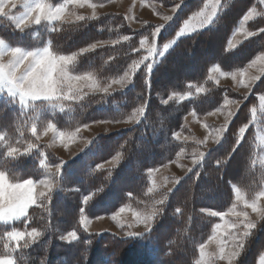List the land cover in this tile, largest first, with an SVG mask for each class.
I'll use <instances>...</instances> for the list:
<instances>
[{
  "label": "trees",
  "instance_id": "16d2710c",
  "mask_svg": "<svg viewBox=\"0 0 264 264\" xmlns=\"http://www.w3.org/2000/svg\"><path fill=\"white\" fill-rule=\"evenodd\" d=\"M206 1L186 0L163 27L161 35L169 37L164 40L175 37L184 21ZM254 6L259 14L248 27L257 34L228 49L239 21ZM261 29H264V12L259 0H221L219 13L209 26L179 37L150 75L142 69L122 90L107 95L89 94L74 105L39 101L22 106L0 94V171L10 180H39L49 167L61 164L51 191L29 209L27 218L14 223L21 230L35 227L41 235L34 242L25 240L14 247L2 242L11 227L0 224L3 244L0 254L12 251L15 264H197L199 246L212 234L219 220L207 214V209L219 212L228 209L234 200V185L248 198H254L264 187V166L260 164L257 128L252 121V108L259 105V96H264V74L223 140L168 192V200L150 231L139 237H121L112 231L88 232L80 225L81 209L87 217L95 218L114 213L134 201H144L150 185L148 171L169 162L181 149V142L173 134L181 128L186 113L193 110L206 114L230 95L228 87L219 86L209 77L210 67L217 64L228 71L246 67L258 53L264 52ZM143 32L132 30L118 13H110L83 22L57 23L45 37L51 49L59 54L77 52L93 43H108L83 54L80 65L97 72L106 82L128 67ZM0 36L12 45L31 48L38 44L32 32L14 29L12 24L0 30ZM125 36L127 40L123 39ZM169 76L175 77L174 81L167 82ZM194 85L204 86L205 91L192 92L189 87ZM172 92L192 94L181 102L164 104L161 98ZM137 107L145 109L138 123L110 134H97L70 160H63L45 143L35 140L48 123L70 130L96 121L120 120ZM245 124L248 127L241 138L239 129ZM34 126L36 134L32 131ZM237 139L241 140L238 147ZM24 142L35 146L15 156L8 155L10 147ZM114 157H118V164L103 168L104 162ZM251 177H256V181L250 183ZM249 188L254 189L250 192ZM84 197H89L87 202ZM72 230L78 233L75 240L61 239ZM260 230L238 264H257L264 251V228Z\"/></svg>",
  "mask_w": 264,
  "mask_h": 264
},
{
  "label": "rangeland",
  "instance_id": "374dc122",
  "mask_svg": "<svg viewBox=\"0 0 264 264\" xmlns=\"http://www.w3.org/2000/svg\"><path fill=\"white\" fill-rule=\"evenodd\" d=\"M168 1L169 2L166 1L163 2L161 0H86L83 6L68 4L66 7L64 19L53 20V21L42 20L39 24H30L22 29L25 31L29 30L30 32H32L33 37L38 40V44L31 48L23 45H12L11 41H8L4 37L0 36V41H3V44L6 48L18 47L23 49L24 51H36L44 47L51 48L50 41L45 37V34L46 32H49V30L54 29L57 23L63 21L83 22L86 21L87 19L96 18L100 15L118 13L119 15L122 16L123 21H126V23L130 26L132 30L140 31V32L144 31L142 34L143 36L139 38L137 42V46L135 45L134 51H132L134 57L132 61L129 63L128 67L122 71L123 73L119 74V76L115 78H111L108 81L103 82V79L97 72L90 70V68L88 67L85 68L80 67L81 58L83 54L78 55L76 61L73 64L69 65V71L73 75H83L86 72H91L95 76L97 82L102 87L111 85V88L108 93L94 91L89 89L87 86H82L79 94L80 98L76 100H65L63 97L56 100H48L41 98L37 100H30L27 103H21L19 96L10 93L7 87H0V94H5L6 96L12 98L22 106H28L32 103L39 101L74 105L79 103V100L81 101L82 98L86 97L89 94L107 95L117 90H122L126 88L128 84L132 83V81L135 79L137 74L142 69H145V71L150 75L153 72L155 66L159 64L163 59V57L172 49L173 45L176 43L179 37L209 26L212 23V21L216 18L217 14L219 13L220 4H221V0H219L216 15L212 18V20L209 23L205 24L203 27H199L197 25V20L199 19V17L193 18L194 14L200 12L201 9H204L206 13L210 12L212 6L215 4V0H207L206 3L201 8L197 9L186 19V20H190V23L195 28L194 31H186L185 34H178L180 28L184 27V23H183L182 26L177 30L175 37L171 36L169 40L165 41L164 39L169 37L166 36L164 37L163 35H161L163 27L171 22L175 14L178 11H180L181 8L180 6L184 5V3L186 2V0H168ZM259 3L262 6L264 12V0H259ZM61 4H65V2ZM93 4L96 5L95 8L91 7V5ZM53 5H58V4H53ZM23 10L24 9L22 4L18 3V7L17 9L13 10V13L18 14ZM250 12L252 13L251 18L249 20H244V17L248 15ZM258 14H259V9L256 6L251 7L246 12V14L239 21L237 27L235 28L234 34L232 35V37L228 42L227 45L228 49L237 47L239 43L242 42L243 40L257 34L256 31H251L249 29L248 23L253 19H255ZM77 16H83L85 17V19L77 20L76 19ZM10 24L13 25L14 29H17L13 21L4 17H0V30H5L7 27L10 26ZM157 28H159V33L153 36V33L156 32ZM249 32H253L254 34L248 37L247 34ZM145 37H147V41L145 43V46L142 48L140 45V41L145 39ZM26 42L28 44L29 38L26 39ZM153 44L157 50L154 53V55L149 56L148 48ZM165 44H169L170 46L167 49H164ZM107 45L108 43L106 42L105 43L99 42V46H107ZM230 45H234V47H230ZM78 52L79 51L73 53H78ZM71 54L72 53L59 54V55H71ZM262 54H264V52L258 53L256 57H254L250 61V63L242 69L240 68V69L228 71L223 69L221 66L217 64L212 65L210 67L209 77L212 78V80H214L216 84H218L219 86L228 87L230 89V95L224 97L222 103H220V105L217 108L209 111L206 114L200 115L194 112L193 110L186 113L184 119L182 120L181 128L178 131L174 132L173 134L175 140L181 142V149L172 160L158 167L151 168L150 169L152 170L151 172L148 171L149 182H150L149 188H153V191L152 192L147 191V198L144 201H134L132 204H126L120 207L114 213L102 215L95 218L87 217V215L83 213V215L87 217L89 223L87 224L86 228L84 225L82 224L80 225H82L83 228L86 229L88 232L112 231L121 237H125L126 233L128 232H136V233H141L140 235H135V237H139L147 231L145 228V223L142 220H138L133 213L138 212L143 216L152 212L153 209H156L157 214L154 216L152 220L151 223V228H152V226L155 223V217L158 215L159 211L161 210L162 205L168 200L169 189H171L172 191L177 186L180 179L183 176H185L191 169H193L198 163H199L198 165H200L201 161L205 158V156L209 153V151L213 147L217 146L225 137L231 122L236 117L238 111L242 108L246 98L253 91L254 86L257 84V82L262 78L264 74V60L257 59V57H260ZM145 57L148 58L145 59ZM13 59L14 58L11 57V55L8 54L7 52H5V54L2 57V60L5 63H8ZM134 62L139 63V67L136 68L135 71H133L130 67L131 65H133ZM147 63L152 64L150 73L148 71V68L145 67ZM213 68H219V71H212ZM126 72L128 73V79L124 83L123 87H120L119 84L112 83L114 80H119L121 77H123ZM254 77H259V79H254V80L251 79ZM169 78H167V82L174 81L175 77L172 76L171 78L169 76ZM189 88L191 89L192 92H200L197 91L198 88L201 89V91H205L204 86L199 87L197 85H194V86H190ZM191 94H192L191 92L190 93L187 92L184 94L180 92H172L169 95L163 96L161 99L164 104H169V103L172 104L174 102L178 103L185 99H188L189 97H191ZM180 96H184L185 99L181 100L179 98ZM169 97H172V99H169ZM259 98H261V96H259ZM166 100L168 101L167 103H165ZM136 109H139V107H137ZM136 109H133L129 115H126V117L120 120L96 121L70 130L59 129L53 123H48V125L52 124L55 127L49 129L47 125V127L40 134H37L35 140H39L41 143H45L51 152L58 155L63 160L66 159L70 160L77 157L79 153L88 145L91 139L97 134H101V133L110 134L122 128H126L138 123L141 117L144 115L145 111L141 115L134 117L132 120L128 119L129 116L133 115ZM253 109L255 110L254 115H253ZM263 110H264V101L260 99L259 105L252 108V121L255 122L257 128V138L260 145L259 146L260 164L264 166V115L262 114L264 113ZM60 133H64V136L61 137ZM176 133H179V138L176 137L175 135ZM13 147L18 148L20 151H23L29 148L30 145L27 142H24V143H20V146H13ZM200 153L204 154L203 158L200 157ZM194 161H198V162H194ZM118 162H119L118 157L111 158L108 161L104 162L103 168H110L116 166ZM56 165H59L61 167V164H54L48 168L44 177H42L39 180H35L37 181V184L35 185L37 194L41 191L46 193L48 192V188L46 184L40 182L53 181L55 179L54 175L56 173ZM255 170L257 169L255 168ZM11 181L19 182L16 180H11ZM253 181H256V177L250 178L249 182L253 183ZM233 187H234V193H235V188L240 189L241 194L244 196V199L251 200L255 198V197L248 198L244 193V191L238 185H234ZM253 189L254 188H249L248 190L252 192ZM261 191H264V187ZM248 194L252 195V193H248ZM41 198L42 197L38 199L37 204L40 202ZM158 201H162V203H157ZM233 203H237L236 211L245 210L243 201L236 202L235 195H234V200L231 203L230 207H228V209L232 207ZM261 204H264V199L261 200ZM121 208H124L125 211L120 212ZM228 209L222 211L226 214L224 217L217 216L219 220L215 223V225L216 224L223 225V227L219 230V233L221 239L225 242L226 251L232 250V247L236 242H238L240 238V233L242 232V229H232L230 227V225L233 222H236L237 218L231 213H229ZM246 210L249 212V218L256 223V227L252 229L251 234L249 236L244 238V247L241 251V254L233 259V264H238L239 259L241 258L249 242L251 241L253 242V240L256 239V235L261 232L260 229L264 228V217L257 216V214L253 213L251 209H246ZM211 212H219V211L212 209H207L206 211L207 214H210ZM116 213H119V215L116 216L115 219H113V216L116 215ZM27 216L28 214L26 216L15 218L13 220L6 222L0 221V224L9 225L11 227L10 231L12 230L30 231V230L16 229L14 227L15 222L22 221L23 219L27 218ZM215 225L213 227V231L210 236H212L213 233L217 231ZM150 229L148 231H150ZM67 233L62 236H67ZM77 237H78V233H77ZM208 238L205 239L202 243L206 245L204 252H205V256L209 259V264H228V261L226 259L220 260L218 258V252H219L218 241L209 242ZM262 239L264 241V233L262 235ZM26 240L28 242H34L36 239L35 240L26 239ZM4 241H6L7 244L10 243L12 245H15L14 242H10V241L8 242L7 238H5V240H3L2 242ZM66 241H70V239ZM2 242L0 243V245L2 244ZM6 249L8 248L6 247ZM5 255H11L15 261V257L12 251H8L7 253L0 254V256H5ZM199 259H200V246H199V256L197 258V261ZM257 264H264V251L260 255Z\"/></svg>",
  "mask_w": 264,
  "mask_h": 264
},
{
  "label": "snow or ice",
  "instance_id": "6c2138e0",
  "mask_svg": "<svg viewBox=\"0 0 264 264\" xmlns=\"http://www.w3.org/2000/svg\"><path fill=\"white\" fill-rule=\"evenodd\" d=\"M86 0H65V4L53 5L49 0H0V17L7 18L15 23L17 29H23L25 26L30 24H39L42 20L53 21L62 20L65 18L66 7L68 4L83 6ZM18 3L22 4L23 11L18 14H14L13 10L17 9ZM219 0H215V4L212 6L210 12H205L201 9L200 12L194 14V17H199L197 20V25L203 27L205 24L209 23L212 18L216 15L217 6ZM95 8L96 5H91ZM207 7V5H206ZM252 13L244 17V20H249ZM77 20H84L85 17L77 16ZM192 19V18H190ZM195 28L190 23V20L184 21V27H181L178 34H185L186 31H194ZM264 30V29H261ZM159 33V28L153 33L155 36ZM253 32H249L248 37L253 35ZM123 39L127 40L128 37L125 36ZM147 41V37L140 41V45L143 48ZM116 43V41H112ZM99 46L98 43L90 44L86 48H81L78 53H72L71 55H59L51 50L50 47H44L36 51H24L21 48H6L3 41H0V87H7L8 91L12 94L18 95L21 103H27L30 100L37 99H48L56 100L63 97L65 100H76L80 98V90L82 86H87L89 89L94 91H100L103 93H108L111 85L102 87L96 80L95 76L91 72H86L83 75H73L69 71V65L73 64L77 56L80 54H85L89 51L96 49ZM170 45L165 44L164 49H167ZM234 47V45H230ZM154 44L148 48V55L152 56L156 52ZM7 52L14 59L8 63L3 62L2 57ZM162 54V53H161ZM148 57H145L147 59ZM259 60H264V54L257 57ZM133 71L139 67L138 62H134L130 66ZM152 64H148L147 68L149 73L151 72ZM212 71H219V68H213ZM128 79V73L126 72L123 77L119 80H114L112 83L119 84L120 87L124 86V83ZM251 79H259V77H254ZM201 91V89H197ZM181 100L185 99L184 96L179 97ZM172 99V97H169ZM264 101V96L260 98ZM168 101L166 100L165 103ZM144 112V108L141 107L136 109L132 116L128 119L132 120L134 117L141 115ZM255 110L253 109V115ZM52 124L48 125L49 129L54 128ZM248 127L245 124L239 129L240 137L242 138L245 134V129ZM33 134H36V127L32 128ZM179 138V133L175 134ZM63 137L64 133H60ZM2 139V137H0ZM241 143L240 139H237L236 146L238 147ZM35 145H30L34 147ZM235 148L233 149V151ZM27 151V150H25ZM20 150L15 147H10L8 149L9 156H15ZM204 154L200 153V157L203 158ZM198 162V161H194ZM220 163L219 161L217 162ZM41 164H45L41 160ZM47 167V165H45ZM59 165H56V172L59 171ZM101 167V165H98ZM150 172L152 170H149ZM40 183H45L48 192H39L37 194L35 185L37 181L33 179H24L19 182H13L8 178V175L4 171H0V221L6 222L13 220L15 218L23 217L28 214L29 208L37 204L40 197L47 196L54 186L53 181H41ZM149 192L153 191V188L148 189ZM171 191V189H169ZM131 195V194H129ZM89 197H84V201L87 202ZM264 199V191H260L256 194L254 199L246 200L241 194L239 188H235V200L236 202L243 201L244 209L242 211H236L237 203H233L232 207L228 209V212L234 215L237 220L233 222L230 227L232 229H242L240 233V238L238 241H243L242 243L236 242L232 247V250L226 251L225 242L221 239L219 230L223 227L221 224H216V232L210 236L209 242L218 241L219 252L218 258L220 260H227L228 264H233V259L241 254L244 247V238L251 234L252 229L256 227V223L249 218V212L246 209H251L253 213H256L259 217H264V204H261V200ZM157 203H162L158 201ZM125 209L121 208L120 212H124ZM179 211V209L177 210ZM83 209H81L80 223L87 227L89 223L87 217L83 215ZM138 220H142L145 223L146 231L151 228V223L154 216L157 214V210L153 209L147 215H141L138 212L133 213ZM212 216L224 217L226 214L224 212H211ZM119 213L113 216V219L118 216ZM141 233L128 232L127 236L140 235ZM41 235L40 231L33 227L30 231H18L12 230L6 233V236L10 242H14L16 247L21 245V241L26 239L35 240ZM64 240H75L77 238L76 231H70L67 236L61 237ZM5 247H8L6 244ZM206 245L200 244V259L197 264H209V259L205 256ZM0 264H15L14 259L11 255L0 256Z\"/></svg>",
  "mask_w": 264,
  "mask_h": 264
},
{
  "label": "clouds",
  "instance_id": "9594fccd",
  "mask_svg": "<svg viewBox=\"0 0 264 264\" xmlns=\"http://www.w3.org/2000/svg\"><path fill=\"white\" fill-rule=\"evenodd\" d=\"M238 242L242 243L243 241H238Z\"/></svg>",
  "mask_w": 264,
  "mask_h": 264
}]
</instances>
